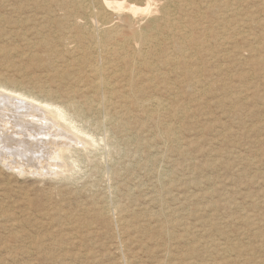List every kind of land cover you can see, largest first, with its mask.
<instances>
[{"label":"rangeland","instance_id":"1","mask_svg":"<svg viewBox=\"0 0 264 264\" xmlns=\"http://www.w3.org/2000/svg\"><path fill=\"white\" fill-rule=\"evenodd\" d=\"M1 1V81L22 82V87L40 94H44L40 88H51L59 98L56 100L62 101L73 87L64 82L65 76L59 80L41 74L37 65L39 59L50 57L56 61L60 53H66L63 42H52L49 50L39 43L38 35H33L30 40L36 47H30L24 33L33 29L25 25L21 28L17 21L20 16H33L38 11L25 4L27 13H22L17 11L18 0ZM51 1L76 5L73 0ZM92 1L85 2L94 6L95 0ZM128 1L143 2L142 5L146 2ZM221 1L228 2L229 6L224 7ZM231 1L175 0L189 3L188 9L180 13L184 29L192 30L193 37H203L202 58L194 66L196 69L201 65L198 71L202 72L177 77L165 65L170 57L178 54L172 52L177 49L168 48L172 39L163 42L162 47L167 48L163 53H159L162 50L154 52L151 60L162 58L164 61L157 63L164 72L162 84L156 82L157 88L152 84V89L156 88L170 106L164 114L150 119L147 111L129 103H115L109 109L97 111L98 115L89 112L87 118L81 114L76 119L80 124L76 123L83 125L89 134L82 135L83 138L92 142L81 139L70 153L74 159L57 174H40L35 169L23 172L14 165L0 163V264H264V0ZM208 2H214L211 10L206 7ZM226 7L235 10L240 7L239 16L231 12L230 17H225ZM62 12L65 11L54 9V14L63 15ZM42 15L39 13L38 18ZM141 17L126 13L122 21L138 33L155 31L153 18ZM253 17L258 20L253 21ZM183 27L176 29L177 35L173 38L181 44L184 39L179 34ZM243 36L257 43L261 40L262 43L255 45L259 52L252 53L250 49L256 42L248 45ZM187 46L186 54H190L194 48L191 44ZM67 57L73 56L69 53ZM185 64L188 63L182 62L176 69L181 72ZM188 81L192 84L188 85ZM164 84L170 85L169 94L161 93L160 87ZM218 87L222 88L221 92ZM194 88L199 90L196 92ZM228 247L235 250L226 252Z\"/></svg>","mask_w":264,"mask_h":264},{"label":"bare ground","instance_id":"2","mask_svg":"<svg viewBox=\"0 0 264 264\" xmlns=\"http://www.w3.org/2000/svg\"><path fill=\"white\" fill-rule=\"evenodd\" d=\"M85 1L86 0H73V2L76 5L71 6V5H68L66 2L55 4L51 0H44V1H41V0H18V2L20 3V6L19 7L16 6L17 11L22 12V13H27V11H26L27 8L25 7V4L27 6H29V9L31 8V10H33V11H38L33 16H27V17L23 16V18H21V16H20V19L17 18V19H19L17 22H19V24H21V28H24L23 25H25V26H27V28L29 27V29H33L32 31H30L28 33H26V30H25V33H24L25 36H27L26 40H27L28 45L30 47H33V48H34V46L36 47L35 42L30 40V38L33 35H38L39 43H43L44 46H47L49 48V50H52L51 49L52 47H50L52 42H57V43L63 42L62 44L64 45V47L66 48V51H67V52L64 51L66 53H63V54L60 53V55H58V58L56 61H55V59H52L50 57L48 59H44V60L39 59L38 61L40 63L37 65V68L39 70H37V71H39L43 75H46L50 79L56 77L59 80H61L65 76L64 82L67 81L68 84H70L73 88L69 91V94H64V98L62 101L58 102L56 100L58 97L55 96L54 90H52L51 88H49V89L40 88V92L42 91V92H44V94H40L39 92L34 93V90L26 88L24 86L22 87L21 86L22 82L19 84V83H17V81L14 82V81H10L8 79H7V81L6 80L1 81V79H0V163L4 164L6 166H9V167L14 165L13 167H16V168L18 167L17 169H19L23 172H24V170L32 171L35 169V170L39 171L40 174H43V173H45V174L46 173L57 174V172H60L59 170H61L64 165H66L69 161L74 159V155L70 154V153L73 152V149L75 150L74 147H76L78 144H80L81 139H84L86 142H92V141H90V139L87 140L88 138L87 139L83 138L82 135H84V134L86 135L87 132H86L85 128H83V125H82V127L79 126L78 124H80V123L76 121L77 117L81 116V114H84L85 115L84 117H86L87 113H89V112L90 113H94V112L97 113V111L101 112L100 109H102V110L103 109L106 110V108L109 109V108L113 107L112 105H114L115 103L133 104V106L139 107V108L147 111V114L146 113L145 114L148 115L147 117L150 119L151 118L155 119L157 115L159 117L160 115L164 114L166 112L167 107H170V106L169 105L167 106V104L165 103L166 100H163V96L160 93H158L159 91H156V88H157L156 82L161 83V80H162L163 74H164V72L160 71L161 68L158 66L157 63L161 64L164 61L162 58H157L158 59L157 61L151 60V57L154 55V52H156L158 50H162V51H159V53L160 52L163 53V49H165L167 47H162V45H163L164 41H167V39H172L171 41L168 42V43H171L170 45H167L168 48H170V50H171V48L174 46L175 50L177 49V52H175V51H172V52H174V54H176V53H178V54L172 58L170 57L169 61L165 65H167L170 69H172V72H175V75L177 77H179L181 75L187 76V77H191L192 75L195 76V74H197L200 71L201 65L200 66L197 65V68H199V69H197V68L195 69L194 66L202 58V56L200 55L201 54L200 48L202 47V45H201L202 41H204L203 37L202 36H194L193 37V31L192 30H185L184 29L185 27H183V24H185V23L182 22V20H181L182 16L180 15L181 12L186 11L188 9L189 3H183V4H181L179 2L176 3L175 0H146V2L144 0L145 3H144V5H142L143 2L141 4H136V3L129 2L128 0H95V1L93 0L94 6H91L90 3H87ZM140 2H141V0H140ZM189 2L191 3V1H189ZM222 2L223 1H221V3ZM231 2H234V1L232 0ZM261 3H259L260 6H261ZM9 4H11V2ZM205 4H207L206 7H208L209 9L211 7L215 6L214 2H208ZM222 4L224 5V7L229 6L228 2H226V1ZM251 5H253V4H251ZM231 6L233 7L232 3H231ZM19 8H21L23 10H20ZM24 8H25V10H24ZM56 8L63 9L65 12H62V13H64V14L63 15H58L56 13L54 14V9H56ZM239 8L237 7V9H239ZM9 9H11V7ZM237 9L235 10L234 8L229 7L223 12V14L225 17H230L229 14L231 12H233V14L238 15ZM251 9H252V7H251ZM13 10H15V9H13ZM178 10H179V14H178ZM39 13L43 14L42 18H38ZM126 13H130L134 17H137V16H139V17L142 16L141 18L152 17L154 22H156L155 31L150 32V33H143V32L138 33L134 30V27L132 25L126 26V24H123V21H122V16ZM196 13L197 12H195L194 14H196ZM160 17H161V19H160ZM244 18H245V16H244ZM246 18H249V17H246ZM229 19L227 18V20H229ZM260 19H261V17H260ZM2 20H4V19H2ZM196 20H197V18H196ZM252 20L253 21L258 20V18L253 17ZM140 21H142V20H140ZM253 21H252V24H254ZM262 22H263V20H262ZM0 23H1V21H0ZM90 24H92V25L94 24V26H96V25L97 26L96 27L93 26V28L90 27V28H92V29H90L88 27ZM232 24H233V22H232ZM216 26H215V28H216ZM182 27L184 30H182L180 32L179 37H180V39H184V40L181 41V42H183L181 44L179 42H176L175 41L176 39H173V38L175 35H177L176 29H179V28L181 29ZM221 28H222V26H221ZM230 28L232 29V27H230ZM94 29L96 31H94ZM92 30L94 33H91ZM53 32L58 34V36H52V35H54ZM208 32L210 33V30H208ZM3 33H6V32H3ZM247 33H249V31ZM261 33H263V32H261ZM242 34H243V32H242ZM242 34H241V36H242ZM243 35H245V34H243ZM190 36L192 37V40H190V38H191ZM238 37H239V35H238ZM243 37L244 38H242V39H244V41L248 42V45H251L252 43H254L253 41H255V40L250 41V40H247V38L245 36H243ZM22 38H23V36H22ZM236 38H237V36H236ZM15 39L16 38H14V40ZM208 39H209V37H208ZM263 41H264V39H263ZM255 42L256 43L254 44V46L256 44L260 43L261 40L258 43H257V41H255ZM136 44L139 45V48H138V46L136 47ZM187 44H191V46L194 48L193 52H191L190 54H186L188 52L187 51V48H188ZM209 45L211 46L212 44H209ZM206 46H208V45L206 44ZM205 50H207V49H205ZM208 51H206V52H208ZM250 51L252 53L259 52V50L257 49L256 46L254 48H251ZM69 53L73 56L72 58L67 57V55ZM198 54H199V56H198ZM220 55H223V54H221V52H220ZM238 55H240V53ZM211 56H213V54H211ZM11 57H13V56H11ZM155 57L156 56H154V58ZM206 57H208V55ZM224 57L225 56H223L222 58H224ZM258 59H259V57H258ZM16 61H17V59H16ZM219 61H220V59H219ZM246 61H247V59H246ZM182 62H187L188 64H185V67L183 69H181L182 67H180V69H181V72H180L178 69H176V67L179 64H181ZM189 63H192L193 65H191ZM214 64H216V62H214ZM28 67H29V65H28ZM215 67L213 66L211 68H215ZM229 70H228V72H229ZM211 71H214V70H211ZM201 72H199V73H201ZM224 72H226V71H224ZM227 75H228V73H227ZM211 76H213V75H211ZM223 76H225V75H222V77ZM228 76H230V75H228ZM9 79H10V77H9ZM197 79H199V78H197ZM208 79L209 78H207L206 81H208ZM211 79H210V81H211ZM220 79H219V81H220ZM251 80H252V78H251ZM190 81H188V85H189ZM184 82H186V80ZM195 82H197V80ZM153 83L155 84L156 88L152 89ZM199 83H200V81H199ZM214 83H213V85H214ZM167 84L166 85L164 84L165 86L160 87L161 93L163 92L164 95H165V93H168L171 89L169 87L170 85L167 86ZM209 84H212V82ZM197 85H199V84H197ZM174 88L175 87H173V89ZM64 89H65V87H64ZM196 89H195V91H196ZM204 89H205V86H204ZM207 89H208V87H207ZM221 89L219 88L218 92H221ZM236 89H238V88H236ZM246 89H248V88H246ZM254 89H256V88H254ZM178 90H180V88ZM192 90H193V88H192ZM198 90L199 89H197V91ZM224 90H225V88H224ZM233 90H234V87H233ZM187 91H189V90L187 89ZM176 92H177V90H176ZM203 92H204V90H203ZM203 95H207V94H203ZM230 95H232V94H230ZM239 95H240V92H239ZM242 95H243V93H242ZM246 96L248 97V95H246ZM168 97H169V95H168ZM173 98L174 99L176 98L175 94H174ZM230 99H231V97H230ZM230 99H228V100H230ZM242 99H243V97H242ZM58 100H59V98H58ZM176 100H177V98H176ZM220 100L221 99H219V101ZM225 100H227V97ZM199 101H202V100L200 99ZM56 102H58L59 104ZM167 102H168V99H167ZM179 102L180 101H178V104H180ZM219 103H221V102H219ZM201 105H203V104H201ZM187 107H190V105ZM151 108L153 110H151ZM179 108H181V107H179ZM179 108H177V110H179ZM196 108L197 107H195V109ZM186 109H189V108H186ZM177 110H176V112H178ZM150 111L151 112L154 111L157 114L153 115V114H151ZM232 111H234V110H232ZM181 112H182V110H181ZM188 112H190V111H188ZM240 112L241 111H239L238 113H240ZM96 113H94V114H96ZM94 114L92 116H94ZM97 115H98V113H97ZM105 116L107 117L108 115H105ZM190 116H192V115H190ZM108 117H110V116H108ZM183 117H185V116H183ZM97 119L98 118H96L95 121ZM104 119H106V118H104ZM130 119H131V116H130ZM104 121H103V123H104ZM111 121H112V118H111ZM113 121L115 122L116 119ZM90 122H93V121H90ZM144 122H146V121H144ZM172 122H170V123H172ZM103 123H102V125H103ZM108 123H110V122H108ZM125 123H128V122H125ZM114 124H116V123H114ZM185 124H187V123H185ZM106 125H107V123H106ZM168 125L169 124H167V126ZM167 126H164V127L167 128ZM186 126H188V125H186ZM157 127H158V125H157ZM138 128H139V126H138ZM178 128H180V127H178ZM186 128H188V127H186ZM175 130H177V129H175ZM160 131H161V128H160L159 132ZM168 131L173 133L172 129H170V128ZM105 132H106V130H105ZM107 134H109V133L107 132ZM121 134H123V133H121ZM167 135H168V133H167ZM105 137H107V136L105 135ZM162 139L165 140L164 138H161V140ZM174 139H175V137H174ZM165 141H167V140H165ZM138 142H140V141H138ZM183 142H184V140H183ZM188 143H190V141ZM164 144L167 145L166 142ZM177 145H179V144H177ZM182 146H184V145H182ZM179 149L182 150L183 148H179ZM184 152H185V150H184ZM185 154H187V152ZM105 172H107V171H105ZM161 183H163V182H161ZM117 208L118 207H116L114 209L117 210ZM111 209H109V210H111ZM114 209H112V210L114 211ZM109 210L107 211L108 214H110ZM116 210H115V212H116ZM102 211H103V208H102ZM120 212H118V213H120ZM116 217H117V215L114 216V218H116ZM115 221H116V219H115ZM124 222H126V220ZM123 229H125V227ZM124 231L126 232V230H124ZM124 231H123V234H124ZM196 249H198V248H196ZM191 250L192 249H190V251ZM232 250H235V248L230 249L228 247L225 249L226 252H233ZM166 255H168V254H166ZM188 256H190L189 253H188ZM189 259H191V258H189ZM125 262H127V261L125 260ZM197 263H194V264H197ZM215 264H216V262H215ZM227 264H228V262H227Z\"/></svg>","mask_w":264,"mask_h":264}]
</instances>
